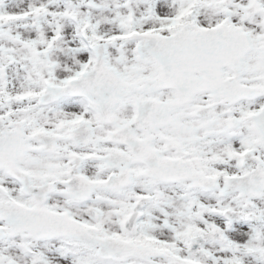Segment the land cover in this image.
I'll return each mask as SVG.
<instances>
[{"label": "snow or ice", "instance_id": "snow-or-ice-1", "mask_svg": "<svg viewBox=\"0 0 264 264\" xmlns=\"http://www.w3.org/2000/svg\"><path fill=\"white\" fill-rule=\"evenodd\" d=\"M0 264H264V0H0Z\"/></svg>", "mask_w": 264, "mask_h": 264}]
</instances>
